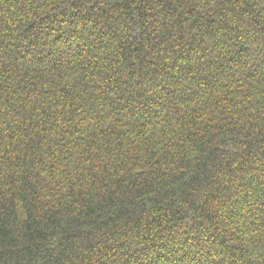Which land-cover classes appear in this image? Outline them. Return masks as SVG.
Here are the masks:
<instances>
[{
    "label": "trees",
    "instance_id": "obj_1",
    "mask_svg": "<svg viewBox=\"0 0 264 264\" xmlns=\"http://www.w3.org/2000/svg\"><path fill=\"white\" fill-rule=\"evenodd\" d=\"M0 264H264V0H0Z\"/></svg>",
    "mask_w": 264,
    "mask_h": 264
}]
</instances>
